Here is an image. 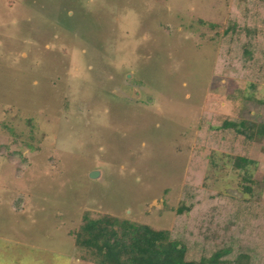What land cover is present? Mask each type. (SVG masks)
I'll return each mask as SVG.
<instances>
[{"label":"rangeland","instance_id":"obj_1","mask_svg":"<svg viewBox=\"0 0 264 264\" xmlns=\"http://www.w3.org/2000/svg\"><path fill=\"white\" fill-rule=\"evenodd\" d=\"M246 2L0 0V264H94L71 234L86 212L184 241L238 234L209 207L264 205V139L238 169L216 142L234 137L208 126L264 124V84L222 51Z\"/></svg>","mask_w":264,"mask_h":264},{"label":"trees","instance_id":"obj_2","mask_svg":"<svg viewBox=\"0 0 264 264\" xmlns=\"http://www.w3.org/2000/svg\"><path fill=\"white\" fill-rule=\"evenodd\" d=\"M263 3L264 0H258L251 23L242 25L238 21H229L222 36L224 56L235 62L237 76L248 81L253 91L257 85L264 84ZM210 26L216 27L214 24ZM259 103L264 104V101ZM220 120V127L209 123L208 130H218L234 137L224 143H221L223 140L216 142L220 147L238 152L235 166L245 169L252 163L246 151L255 139H264V124L234 121L227 117H219ZM224 199L227 204L225 213H220V207L215 205L209 207V215L212 222L222 219L220 224L217 223L220 229L226 232L236 229L238 234L221 245L197 239L184 241L171 231L111 216L94 219L89 212L85 213L80 229L71 234L77 249L86 253L82 259L94 264H264V205L231 197ZM191 209L183 205L178 211L183 215L191 213ZM208 231L203 235L206 240ZM243 240H247V246H242Z\"/></svg>","mask_w":264,"mask_h":264},{"label":"water","instance_id":"obj_3","mask_svg":"<svg viewBox=\"0 0 264 264\" xmlns=\"http://www.w3.org/2000/svg\"><path fill=\"white\" fill-rule=\"evenodd\" d=\"M92 177H93V178H95V177H96V175H95V174H92Z\"/></svg>","mask_w":264,"mask_h":264}]
</instances>
